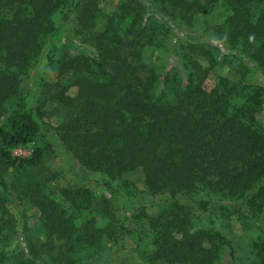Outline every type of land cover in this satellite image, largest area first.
Returning <instances> with one entry per match:
<instances>
[{"label":"trees","instance_id":"obj_1","mask_svg":"<svg viewBox=\"0 0 264 264\" xmlns=\"http://www.w3.org/2000/svg\"><path fill=\"white\" fill-rule=\"evenodd\" d=\"M107 1L0 0V264H264V87L221 74L264 79V0H117L105 14ZM199 19L207 36L188 41ZM42 61L56 82L38 79L30 107L24 81ZM53 142L105 181L99 194L53 197ZM138 169L155 212L132 217L149 241L126 253L128 196L113 185ZM16 200L38 226L17 227ZM234 223L258 229L248 260Z\"/></svg>","mask_w":264,"mask_h":264},{"label":"rangeland","instance_id":"obj_2","mask_svg":"<svg viewBox=\"0 0 264 264\" xmlns=\"http://www.w3.org/2000/svg\"><path fill=\"white\" fill-rule=\"evenodd\" d=\"M117 6H118L117 0H110L104 2L101 5V10L105 14H110L116 10ZM202 22L203 19L197 20L195 27L186 31L188 36L187 38L188 41L196 40L207 36L204 33V25ZM65 35L66 33H61L58 36L56 40L57 46H61L65 43V37H66ZM74 48L75 46H72L71 51L74 55H76L79 51L73 50ZM151 58L152 61H155L158 64H162L168 59V58L165 59V57L163 55L161 56V54L158 53L157 51L153 53ZM221 74L223 77L228 78L233 82H237V83L239 82L251 86L264 87V79L260 75H251L243 79L237 74H235V72L230 68L223 69ZM41 78L52 83L56 82L55 76L46 67V61H42L40 67L36 71L32 72L30 76L26 78V80L24 81L25 82L24 85L28 86L29 88L27 100L30 107L37 106L40 90L37 86H35V82ZM213 82L214 81L212 77L210 78L208 85L212 86ZM76 94H77L76 89H72L69 91V95L72 97H75ZM257 120L264 127V108L258 113ZM51 122L53 125H58L60 123V119L54 118L51 120ZM53 149L55 154L48 160L47 166L49 169L56 170L58 171V173H60L59 179L50 185V192L52 193L53 197L60 200L61 189L76 190V189L84 188L91 192H95L99 194L101 187L106 185L105 181L98 180L95 178H84L82 176H79L75 172V169L71 164L70 160L68 159V157L65 156L60 151L58 145L55 142H53ZM19 151H20L19 148L13 149L12 150L13 157L15 158L19 156L26 157L29 154L30 148L28 147L22 148L21 151L23 154H20ZM9 179H10L9 176H7L5 179L6 183H9ZM113 187L119 189L125 195L128 196L127 197L128 200H122L116 206L117 209H120V211L118 212L120 216H124V213L126 211V215L127 217H129L128 226L132 234L125 241L124 252L127 253L135 249L139 244H141L142 246L147 245L149 241L145 239L143 235H141V232L135 231L138 228L135 225L134 221L132 220V217H137L139 214H141V211L143 210H146L149 214H152L155 212V207L152 208L150 204H147L153 199L147 194L145 190L144 177L141 169H138L132 173L127 174L126 176H124V178L121 181L114 184ZM129 200H131L134 204L131 205L129 203ZM142 202L145 204H142ZM123 207L125 211L122 210ZM8 210L11 213V215L15 218L18 228H22V227L31 228L38 226L40 224V220H41L40 212L37 208L34 207L32 201L28 200L25 202H20L16 200L13 205L8 206ZM233 225H234V232L239 238L238 240L235 241L238 247V255L244 261L248 260L250 253V246L252 242L255 240V238L258 236L259 233L258 229L256 227H252L248 229L246 232H243L239 224L234 223Z\"/></svg>","mask_w":264,"mask_h":264},{"label":"built area","instance_id":"obj_3","mask_svg":"<svg viewBox=\"0 0 264 264\" xmlns=\"http://www.w3.org/2000/svg\"><path fill=\"white\" fill-rule=\"evenodd\" d=\"M27 147L30 148L29 154H28L26 157H22V156L20 157V156L18 155L20 158L24 159V158H30V157L32 156V154H33V152H34L33 145H30V146H27ZM19 150H20L19 153H20V154H23L22 151H21V150H22V147L19 148ZM19 157H17V158H19ZM20 158H19V159H20Z\"/></svg>","mask_w":264,"mask_h":264}]
</instances>
